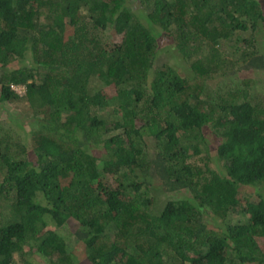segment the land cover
<instances>
[{
  "label": "trees",
  "instance_id": "1",
  "mask_svg": "<svg viewBox=\"0 0 264 264\" xmlns=\"http://www.w3.org/2000/svg\"><path fill=\"white\" fill-rule=\"evenodd\" d=\"M140 1L0 0V100L36 123L25 142L0 133V264H37L36 251L53 264H264V90L244 78L204 98L232 72L223 40L251 29L254 43L264 3ZM157 25L191 70L157 69L150 92ZM243 56L264 69V52ZM156 184L186 195L155 212ZM236 207L247 221L227 219ZM71 221L85 257L60 229Z\"/></svg>",
  "mask_w": 264,
  "mask_h": 264
},
{
  "label": "rangeland",
  "instance_id": "2",
  "mask_svg": "<svg viewBox=\"0 0 264 264\" xmlns=\"http://www.w3.org/2000/svg\"><path fill=\"white\" fill-rule=\"evenodd\" d=\"M264 3V0H262ZM131 6L137 10H145L146 5L143 4L140 0H129ZM142 21L145 19L142 18ZM264 23H262V27L257 30L254 34L256 41L254 43H250L248 41L251 36V29L242 32L241 35H234L232 39H224L220 48L226 52L227 56L232 60L229 64V70L232 72H228L229 74H223L221 72L215 73L212 79L208 82V94L205 95V99L212 98L213 100H217V92L222 90L225 87H234L239 84H242L244 78H253V88L255 90L263 91L264 90V69H256L254 66L247 67V63L249 61L244 59L243 53L246 49L255 50L258 54L264 52ZM160 31L163 28L160 25H157ZM239 34V33H238ZM106 39L110 42L119 40V37L115 35V31L113 29V24L110 23L109 27L105 30ZM246 38V39H244ZM157 47L158 55L155 59L154 71L148 77V82L146 83V87L153 92V82L158 79V70L163 67L172 66L182 74L190 73L191 66L189 61L183 56V54L177 48L175 41L172 39V35L162 31L161 34L157 36ZM19 92L25 91L24 85H19L16 87ZM27 105L23 101H18L17 103H7L0 100V133H9L13 136H19L20 139L26 141L28 135L32 134V129L36 127L35 121L31 122L32 114L27 111ZM116 106V108H113ZM105 112L110 115L112 111H120L118 107V101L114 99L109 106L105 109ZM112 117V116H111ZM34 118V117H33ZM114 120V118H112ZM138 124H140V120L138 119ZM114 125V123H111ZM122 129H116V132L121 131ZM196 158H200V154H196L189 158L190 161H195ZM103 181L107 184L117 185V182L111 175H105L102 177ZM131 179V177H130ZM157 186L151 188L150 197L152 199L151 206L155 212H160L161 209L171 200H177L179 198L185 197L184 190L181 191H163V188H160L158 184ZM131 191V195L133 193V188H129ZM133 190V191H132ZM183 191V192H182ZM184 193V194H183ZM188 193V192H186ZM240 197L244 200H250L252 194L250 191H241ZM1 202V201H0ZM208 216V215H207ZM210 216V215H209ZM249 217V213L244 210H239L238 207L231 210L227 216V219L231 222H244L247 221ZM212 219V218H211ZM77 221H71L64 227L60 228L65 229L66 233L69 235L67 241L70 244L71 249H74L79 255H84V245L81 241H78L77 236L72 232L76 225ZM71 231V232H70ZM261 246L264 248V237L259 238ZM18 256L17 259L20 260V264L22 263V258ZM51 255L48 253L37 252L32 254V260L37 264H53ZM200 260L190 259L185 264H200Z\"/></svg>",
  "mask_w": 264,
  "mask_h": 264
}]
</instances>
